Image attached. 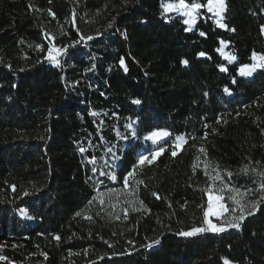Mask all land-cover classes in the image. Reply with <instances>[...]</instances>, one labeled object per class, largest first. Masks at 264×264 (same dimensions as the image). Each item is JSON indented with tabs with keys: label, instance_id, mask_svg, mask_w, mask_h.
I'll list each match as a JSON object with an SVG mask.
<instances>
[{
	"label": "trees",
	"instance_id": "obj_1",
	"mask_svg": "<svg viewBox=\"0 0 264 264\" xmlns=\"http://www.w3.org/2000/svg\"><path fill=\"white\" fill-rule=\"evenodd\" d=\"M161 12V0H0V264H264V204L239 230L177 234L202 225L206 162L241 191L259 183L241 168L264 170V69L239 75L254 51L264 55V0H225L226 29L206 9L190 31ZM46 33L61 48L79 41L60 67L46 59ZM220 40L236 61L216 51ZM155 129L187 142L175 157L173 143H161L166 151L135 174L144 184L130 177L125 188ZM110 191L114 210L96 202Z\"/></svg>",
	"mask_w": 264,
	"mask_h": 264
},
{
	"label": "snow or ice",
	"instance_id": "obj_2",
	"mask_svg": "<svg viewBox=\"0 0 264 264\" xmlns=\"http://www.w3.org/2000/svg\"><path fill=\"white\" fill-rule=\"evenodd\" d=\"M31 7V6H30ZM161 8L162 12L161 15L166 18V22H168L171 17H167L166 14L175 12L179 17L183 18L182 23L185 25H188L189 27L186 30H192V26L197 24L198 17L203 18L204 13L201 12L202 9H206V13H213L216 17L215 23L219 28H227V25L222 23L223 16L222 13L225 11V3L224 0H206V3L201 2V0H189V2H186V0H176V2H167L165 3L164 0H161ZM51 12V10H49ZM54 16V14H53ZM211 19V17H208ZM112 24H109V27H111ZM234 31V29H231ZM262 32H264V27L261 29ZM63 34V31H62ZM99 34V33H98ZM199 35L201 37H205L206 33L203 31L199 32ZM46 38H50L51 34H45ZM51 39H54V37L50 38V42L47 48V56L46 59L48 62L52 65H55L57 67L61 66V61L58 57H60L62 54H64L68 47H74L75 43H78L79 41L74 42L72 45H65L63 48L58 47L57 45L51 43ZM87 40H92L94 37L88 36L86 37ZM80 40H85V37L81 36ZM23 42V41H21ZM229 42H226L224 40H220L219 44L220 46L216 49L218 53H220L221 56H223L229 64L237 60V57L235 55H231L229 53H226L224 51L225 47L227 46ZM31 47V45H29ZM37 49L43 50L41 45H36ZM198 57H205L207 54L203 51L199 52ZM209 59L211 57H208ZM251 60L253 63L242 65L239 68V75L242 77H250L253 75V73L257 69H264V55L257 54L255 51L252 53ZM255 61H260V63H256ZM121 65L124 64V60L121 59L120 61ZM181 63L185 66L189 64V61L187 59H184L181 61ZM9 68H11V65H8ZM221 72H226L227 68L224 66H219ZM125 72H127V68L125 67ZM23 71V69H21ZM232 83L235 84L236 80L233 78ZM225 93L231 94L229 92L228 88L224 89ZM207 95V93H205ZM133 104L139 105L141 101L139 99H135L132 101ZM93 116L98 115V113L93 112ZM135 121H132L131 123L127 124L126 127L129 129H133V124ZM217 123H219V120H217ZM207 127V125H205ZM171 134L167 130L162 129H155L152 131H149L143 139L145 141H151L152 144H158L160 141H164V143H167V139ZM132 136L136 137L137 132L133 129ZM124 139H127V137H123ZM205 139L207 138V134H205ZM184 135H177L175 137V141L173 144V150L171 152V155L175 157L177 155L176 148H180L182 144L186 143ZM81 152H85L86 149L80 148ZM109 152H112V149H108ZM166 151V148L163 146V144H160L159 147H157L154 151L149 153L148 155L141 154L138 156L136 163L132 166V169L128 171V173L123 177V182L125 188L129 187V178L132 177V183L140 185L144 184L143 180H137L135 179V174L140 169V166L144 165L145 163L151 165L153 161L157 159V157L161 154H163ZM199 152L204 153L206 155V151L203 147L199 149ZM96 158L92 157L89 160V163L95 164ZM259 163V162H256ZM210 166V162L205 163V175L209 177V180L211 183L207 188H205L203 191L206 192L208 195V201H207V207L203 208V222L201 226H194L188 231H180L177 233L180 236L183 237H192L196 236L197 234L206 233V232H212V233H223L227 231L228 229H236L239 230L241 228L242 223L244 220L249 217L253 216L260 208L262 204H264V170H260L257 168H252L250 166H245L240 169V173L244 175H250L255 174L256 177H259V183L256 187L251 189H245L241 191L238 188L231 187L228 183H225L219 170V165H215L213 168V171L215 172V175H211L207 169ZM197 167L196 164H193V168L195 169ZM93 172H96L97 169L94 167L92 169ZM227 176L230 178L233 174L230 171H227ZM101 175L108 176L111 180H116L117 177L114 173L111 172H101ZM219 181L220 184L215 187V182ZM254 184H256V181H253ZM146 186V185H145ZM13 190H15V186H12ZM133 192H135V189H132ZM29 193L25 192L24 195H28ZM153 196H157V193L153 192ZM227 195V200H226ZM100 196L102 197L103 194L101 193ZM255 197V199H250L249 197ZM159 198V197H157ZM95 199V198H94ZM228 201L231 203L229 204ZM89 204H92V201L90 200L88 202ZM99 203L101 206L105 204L104 199L100 198ZM126 203H131V201H126ZM141 207H143V201H140ZM110 207L115 209V204H110ZM203 207V206H201ZM104 209L101 207L100 211L102 212ZM122 211L125 214V218H127L128 209L124 208ZM133 211H140V208H133ZM20 214L22 216L27 215V210L24 208L20 209ZM81 212H77L76 216H81ZM99 215V213H97ZM111 215V214H110ZM210 217H215L216 220L219 221V224L214 223ZM28 219H33L31 216H27ZM87 219L91 220L92 217H86ZM114 219L119 220L120 216L115 215L113 217ZM223 218V219H222ZM115 235V233H114ZM54 239L59 241L60 237L55 236ZM160 243L159 239H156L152 241L150 244L146 245V247L151 248L154 245H158ZM112 245L109 244V247ZM3 247V246H0ZM42 255H45V258H47L46 254L42 253ZM103 259V257H101ZM8 257L0 255V261H7ZM11 264V262H9ZM225 264H229V262L225 259Z\"/></svg>",
	"mask_w": 264,
	"mask_h": 264
},
{
	"label": "rangeland",
	"instance_id": "obj_3",
	"mask_svg": "<svg viewBox=\"0 0 264 264\" xmlns=\"http://www.w3.org/2000/svg\"><path fill=\"white\" fill-rule=\"evenodd\" d=\"M172 2H176V1H172ZM224 3H225V0H224ZM171 14H176L175 12H172V13H168V14H166V15H171ZM212 15H213V17L216 19V17L214 16V14L213 13H211ZM223 14H224V12L222 13V16H223ZM177 15V14H176ZM188 26V25H187ZM189 27V26H188ZM194 27H195V25L194 26H192V29H194ZM224 51H225V49H224ZM226 52V51H225ZM260 55H262V54H260ZM256 63H260V61H255ZM251 63H253V61L251 60ZM258 70V69H257ZM256 72V71H255ZM254 72V73H255ZM253 73V74H254ZM145 136V135H144ZM144 136H142V142H143V144H144V149H142L141 150V152L139 153V155H141V154H144V155H148L149 153H151L152 151H154L157 147H159L160 146V144L161 143H163L164 141H160L158 144H152V142L151 141H145L144 139H143V137ZM175 137L176 136H173V135H170L168 138H166L168 141H171L173 144H174V141H175ZM183 145V144H182ZM138 155V156H139ZM145 164H147V163H145ZM144 164V165H145ZM143 166V165H142ZM100 194L101 193H98L97 194V196H96V202L97 203H99V199L100 198H102V199H104V201H105V204L103 205L105 208H110L111 210H114L113 208H111L110 207V204H115L116 205V201H118L119 200V197H118V195H117V193L116 192H114V191H110V192H107V193H102L103 194V196L101 197L100 196ZM208 197V196H207ZM208 199V198H207ZM208 201V200H207ZM100 204V203H99ZM210 219H212L213 220V222L214 223H217V224H219V221L218 220H216V218L215 217H210ZM230 264V263H229Z\"/></svg>",
	"mask_w": 264,
	"mask_h": 264
},
{
	"label": "water",
	"instance_id": "obj_4",
	"mask_svg": "<svg viewBox=\"0 0 264 264\" xmlns=\"http://www.w3.org/2000/svg\"><path fill=\"white\" fill-rule=\"evenodd\" d=\"M158 245H154V247H157Z\"/></svg>",
	"mask_w": 264,
	"mask_h": 264
}]
</instances>
